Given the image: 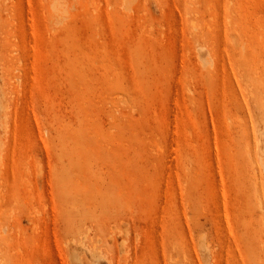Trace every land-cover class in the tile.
I'll use <instances>...</instances> for the list:
<instances>
[{
	"label": "rangeland",
	"instance_id": "rangeland-1",
	"mask_svg": "<svg viewBox=\"0 0 264 264\" xmlns=\"http://www.w3.org/2000/svg\"><path fill=\"white\" fill-rule=\"evenodd\" d=\"M0 264H264V0H0Z\"/></svg>",
	"mask_w": 264,
	"mask_h": 264
}]
</instances>
